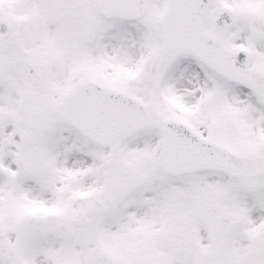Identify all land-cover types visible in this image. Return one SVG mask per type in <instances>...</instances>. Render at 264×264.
<instances>
[{
    "label": "snow or ice",
    "instance_id": "6c2138e0",
    "mask_svg": "<svg viewBox=\"0 0 264 264\" xmlns=\"http://www.w3.org/2000/svg\"><path fill=\"white\" fill-rule=\"evenodd\" d=\"M0 264H264V0H0Z\"/></svg>",
    "mask_w": 264,
    "mask_h": 264
}]
</instances>
